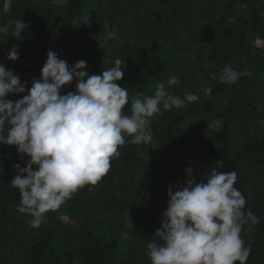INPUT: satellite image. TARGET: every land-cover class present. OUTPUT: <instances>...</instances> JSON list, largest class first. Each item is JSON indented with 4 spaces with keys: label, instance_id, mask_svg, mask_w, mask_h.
Returning <instances> with one entry per match:
<instances>
[{
    "label": "trees",
    "instance_id": "1",
    "mask_svg": "<svg viewBox=\"0 0 264 264\" xmlns=\"http://www.w3.org/2000/svg\"><path fill=\"white\" fill-rule=\"evenodd\" d=\"M87 16L90 27L72 25ZM16 20L29 27L19 40L12 28L0 35V63L27 82L26 92L6 99L27 94L51 50L69 67L86 61L89 75L124 61L117 83L129 91L125 114L133 98L154 95L173 76L179 83L168 94L184 105L161 104L150 118L151 142L132 144L126 136L97 185L47 212L38 228L17 211L20 193L11 185L13 165L26 167L29 157L0 144V264H151L147 245L162 243L154 234L167 191L186 182L188 168L197 183L212 168L237 173L244 211L260 218L241 233L251 246L246 264H264V0H0V27ZM107 31L118 38L102 49ZM14 45L19 57L11 61ZM228 65L239 73L235 83L220 80ZM74 91L75 80L61 94Z\"/></svg>",
    "mask_w": 264,
    "mask_h": 264
},
{
    "label": "clouds",
    "instance_id": "2",
    "mask_svg": "<svg viewBox=\"0 0 264 264\" xmlns=\"http://www.w3.org/2000/svg\"><path fill=\"white\" fill-rule=\"evenodd\" d=\"M73 20L72 25H88ZM0 27V35L13 29L18 40L29 27L22 20ZM107 28V25L105 26ZM118 38L107 31L99 41L104 49ZM18 45L7 59L16 61ZM124 61L100 75L85 71L86 61L69 67L67 62L49 50L39 79H33L27 94L17 101L10 94H24L26 83L0 63V144L14 145L26 167L14 164L17 175L11 181L20 193L17 211L32 217L38 228L45 214L58 209L86 185L95 186L109 172L111 161L121 155L119 148L131 137L132 144H148L153 139L150 118L161 111L180 108L184 100L168 94L167 89L179 83L173 76L157 85L154 95L131 100V115L123 111L129 104V91L122 80ZM239 73L231 65L220 74L224 83H235ZM75 80V91L61 94ZM7 126V128H6ZM7 131L5 137L4 132ZM35 166V169H34ZM187 180L174 193L168 189L167 209L161 228L155 236L162 243L147 245L151 264H246L251 246H245L242 231L251 232L260 218L245 212L246 198L234 187L237 173L210 169L205 181L195 182L188 168Z\"/></svg>",
    "mask_w": 264,
    "mask_h": 264
},
{
    "label": "rangeland",
    "instance_id": "3",
    "mask_svg": "<svg viewBox=\"0 0 264 264\" xmlns=\"http://www.w3.org/2000/svg\"><path fill=\"white\" fill-rule=\"evenodd\" d=\"M61 1V0H60ZM215 127L216 128H220L219 126H220V122H216L215 124ZM126 225L128 226V227H131V228H138L139 227V225L137 224V223H134V222H132V221H130V220H126Z\"/></svg>",
    "mask_w": 264,
    "mask_h": 264
}]
</instances>
